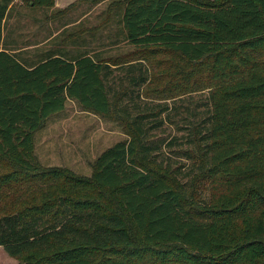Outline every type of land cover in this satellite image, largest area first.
<instances>
[{
  "label": "trees",
  "instance_id": "trees-1",
  "mask_svg": "<svg viewBox=\"0 0 264 264\" xmlns=\"http://www.w3.org/2000/svg\"><path fill=\"white\" fill-rule=\"evenodd\" d=\"M11 1L0 0V247L23 264H264V0L117 2L129 45L197 66L177 100L207 94L183 111L146 103L142 62L118 78L89 55L25 65L4 49ZM68 100L125 125L90 177L34 153ZM173 110L177 135L159 138Z\"/></svg>",
  "mask_w": 264,
  "mask_h": 264
},
{
  "label": "rangeland",
  "instance_id": "rangeland-1",
  "mask_svg": "<svg viewBox=\"0 0 264 264\" xmlns=\"http://www.w3.org/2000/svg\"><path fill=\"white\" fill-rule=\"evenodd\" d=\"M115 0H12L4 22V49L31 67L50 56L74 59L89 55L111 66L115 78L118 71L130 63L142 62L150 73L143 97L152 107L168 103L183 111L195 102L203 101L206 92L177 98L189 93L187 82L197 66L179 54L156 50L146 53L129 45L120 35L121 9ZM125 86H120L123 90ZM199 91L200 90L199 88ZM176 99V101H175ZM174 100V101H172ZM167 126L156 135L171 139L177 135L175 121H181L171 111ZM125 125L86 110L74 100L66 109L51 117L34 140V153L43 168H66L90 177L97 158L115 144L127 140ZM2 170L0 168V174ZM0 264H23L10 257L0 247Z\"/></svg>",
  "mask_w": 264,
  "mask_h": 264
}]
</instances>
